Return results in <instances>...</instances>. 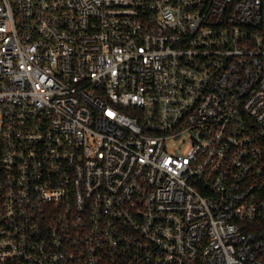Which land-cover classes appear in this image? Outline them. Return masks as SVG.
<instances>
[{
  "label": "built area",
  "instance_id": "built-area-1",
  "mask_svg": "<svg viewBox=\"0 0 264 264\" xmlns=\"http://www.w3.org/2000/svg\"><path fill=\"white\" fill-rule=\"evenodd\" d=\"M0 264H264V0H0Z\"/></svg>",
  "mask_w": 264,
  "mask_h": 264
}]
</instances>
